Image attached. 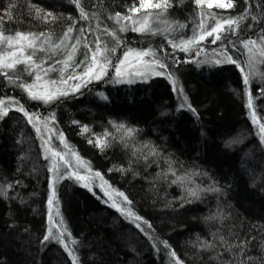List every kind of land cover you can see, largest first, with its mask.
<instances>
[{
  "label": "trees",
  "instance_id": "obj_1",
  "mask_svg": "<svg viewBox=\"0 0 264 264\" xmlns=\"http://www.w3.org/2000/svg\"><path fill=\"white\" fill-rule=\"evenodd\" d=\"M81 4L98 19H80L73 0H0V15L9 9L12 13L11 19L4 16L0 28L8 34L51 35L58 43L72 24V35L81 39L75 53L80 60L87 51L85 40L94 46L101 36L109 46L115 43L101 32L121 26L108 17L131 15L129 10L139 6V0H81ZM35 8L41 10L40 16ZM200 11L194 0H171L164 16L151 22L156 34L132 31L130 21L127 30L117 31L120 45L110 57L114 64L129 49L152 50L167 65L164 75L147 72L146 78L124 81L109 67L102 79L86 84L69 81L81 84L79 90L67 86L66 95L47 104L29 99L17 86L38 83L34 76L23 73L10 83L0 75V99L19 101L29 113L47 119L51 130L46 131L41 120V139L27 118L14 110L0 119V264H72L61 243L44 240L50 227L54 234L67 229L65 243L71 234L76 244L70 247L79 264H174L160 241H167L184 264H219L218 253L231 259L219 236L229 243L255 237L250 254L264 256L260 247L264 242V142L259 132V124H264V78L258 73L245 86L236 64L213 63L222 58L218 54L226 53L244 66L248 56L241 41L264 37V0H234L228 9L205 7V12L216 13L218 18H236L245 11L248 18L235 34L221 33L222 39L215 43L214 37H207L186 45L187 51L172 47L200 34ZM44 13L56 19L47 22L41 18ZM205 23L211 26L213 21L208 18ZM80 28L85 29L83 36ZM36 56L48 59L46 53ZM63 58L57 54L48 60L44 67L55 65L57 71L45 80L60 79L61 65L55 61ZM81 67L67 71L79 74ZM256 67L264 72V64ZM169 75L195 113L182 106L183 96L173 90ZM249 93L252 109L247 107ZM253 113L259 123L253 122ZM128 129L134 130L131 135ZM44 140L62 152L65 161L52 158L42 147ZM97 140L106 146L97 147ZM54 159L58 172L50 171ZM66 161H71L70 167ZM170 165L175 176L169 172ZM73 173L86 179L77 180ZM177 177L182 182L173 183ZM53 187L58 204L50 210ZM209 188L219 191H200L199 199L188 194V189ZM116 201L119 205L113 206ZM118 208L130 209L147 223L135 221ZM61 219L63 225L58 223ZM204 241L216 247L205 249Z\"/></svg>",
  "mask_w": 264,
  "mask_h": 264
},
{
  "label": "snow or ice",
  "instance_id": "obj_2",
  "mask_svg": "<svg viewBox=\"0 0 264 264\" xmlns=\"http://www.w3.org/2000/svg\"><path fill=\"white\" fill-rule=\"evenodd\" d=\"M197 7L201 10L200 15L202 19L200 20L198 27L200 29V34L196 35L194 33L193 37L190 40L181 41L180 45L172 44V47H180L181 50L187 51L186 45H194L198 44L200 41L205 40L207 37H214L212 43H215L217 40H221V33L231 32L235 34L240 27L241 22L248 18V12L245 11L243 14L238 15L236 18H218L216 13L211 11L205 12L204 8L212 9L213 7L217 9H228L234 6V0H194ZM248 3V0H245ZM73 3L76 4L77 8L80 12V19L89 20L90 17L94 19H98V16L95 13H89L85 11L84 6L81 4V0H73ZM171 6V0H139V6H133L129 11L131 15L122 16L119 13H116L115 16H109V19H113L117 24L121 26L117 30H109L107 27L101 30L102 35L107 34L111 37L112 41L115 43L112 46H109L106 42L102 41L101 36H97L93 45H89L87 40L84 41L83 46L87 49L86 52L82 53V59L76 60L75 53L79 51V45L81 44V39L74 37V25L70 24L67 27V30L62 34V37L59 39L58 43H54L52 41L51 35H45L43 33L33 34V33H23V32H15L14 34H8L4 31L3 28H0V75L5 76L9 79L10 83H16V79L13 77L19 78L23 73H27L29 76H34V80L38 83L28 84V83H18L17 86L22 88L28 95L29 99L32 100H40L44 103H51L55 99L59 98V96L66 95L67 89L61 88L60 85H67L71 80H80L82 83L86 84L90 82L92 79H102L105 75H107L108 68L111 67L115 75L117 77H122V67L125 62L128 60L129 56H135L137 60L144 64L145 70L147 72H151L154 75H164L167 71V65L158 57H156L155 52L152 50L148 51H134L129 49L123 55V59H118L117 63H113L111 60V56L114 55L117 51V47L120 45V39L117 35V31L123 32L127 30V23L131 22L132 31L137 32H152V34H156L153 31L151 22L153 20H157L164 16L167 8ZM14 7V5H10V8ZM150 9L158 10L153 13L148 11ZM141 10H144L142 16H137L136 13H140ZM35 12L38 16H40L41 10L39 8H35ZM4 16H7L8 19L12 18L11 10L9 9L4 15H0V25L4 22ZM47 22H52L56 18L52 16L51 13H44L41 16ZM211 18L213 23L211 26L206 25L205 21ZM253 20H256L257 17L253 16ZM125 22V23H122ZM166 23V21H165ZM99 27V26H98ZM83 36L85 31L84 28H80L78 30ZM171 43V41L169 42ZM243 49L246 50L248 59L245 62L244 66L240 63H237L231 56L226 53L218 54L222 58H218L213 63L221 64L223 62L234 63L237 68L240 69L243 77V83L247 86L250 82V79L257 75L258 73L264 78V72H259V69L256 67L257 64H264V37H261L259 41L257 40H245L241 41ZM47 45V47H45ZM198 51H202L199 49ZM37 52L48 54V59H43L36 56ZM57 54H61L64 56L63 59H57L55 64L61 65L59 72L61 73L60 79L57 81L55 79L45 80V77L48 76L50 72L57 71L55 65H50L45 68L44 65L48 63V60L51 59L52 56H56ZM151 56L152 59L148 61H144V57ZM18 65H23V69L18 68ZM82 66V67H81ZM77 67H81V72L79 74L74 71L68 72L67 70L72 68L75 69ZM163 69L164 71H157L156 69ZM67 74L65 75L64 73ZM135 75H145L144 70H137ZM87 78V79H85ZM173 85V90L178 91L184 99V105L187 106L193 113H195V109L192 108L191 104L188 103V98L183 93V89L178 86V82L169 75L167 77ZM73 90H79L81 84H73L71 85ZM264 91V89H262ZM249 98L247 101V107L249 109L253 108V101L251 93L248 94ZM10 110H14L17 112H21L24 117L27 118L28 122L33 125L37 133L41 134V139H43V133L41 131L40 121L43 120V126L46 131H51L47 129L48 120L38 116L35 113H29L19 101L14 99H0V119L7 116ZM253 122L259 123L256 120L255 114L253 113ZM123 127V125H121ZM87 131V129H85ZM128 134L131 135L134 131L133 129H128ZM259 132L261 134V140L264 142V124H259ZM60 141L61 143H65L63 139V134L60 133ZM51 139V137H49ZM96 146L103 148L106 146L101 140H97ZM42 147L46 148V151L50 153L52 158H59V161H65V155L56 151L52 146L49 145V140H44ZM65 147L67 145L65 144ZM71 155L75 156L74 152H71ZM49 156H45V159H48ZM79 160V157H76ZM66 167L71 166V161H66ZM58 164L56 160H53L52 167L50 171L58 172ZM169 172L173 176L176 175L175 171L171 169V165L169 167ZM77 180H85L86 177L83 175H79L78 173H73ZM95 176L99 177L100 173H95ZM183 178L177 177V180H174L173 183L178 181L182 182ZM84 186H88L85 184ZM200 191H219L216 188L209 189H188V194L192 197L199 199ZM119 195L123 196V193H119ZM124 200L127 201V197H124ZM191 202V201H189ZM58 204V200L56 199V190L53 187L52 193L49 197L48 204L50 210L53 204ZM128 203H131L128 201ZM115 206V204L113 205ZM121 211L122 214H126L129 217H132L135 221H141L142 223H147L146 221H142V218L135 215L130 209H117ZM56 215H59L57 210ZM49 220H52V215L50 211ZM60 225H63V220L61 219L58 222ZM137 227H140V223H137ZM151 228V225H148ZM58 234H54L52 231V227L48 229V234L44 236V240L47 241L49 238L57 240L64 246L65 251L72 259V264H79L78 257L75 254V251L70 247V245L76 244L74 239H71V234L68 233L69 242L65 243L64 235L67 232L66 228L58 229ZM141 231H144L141 228ZM151 239V236L149 237ZM215 238V236H214ZM252 238H245L240 240L239 243H229L223 236H219V241L224 248L225 253L231 254V259H223L222 254L218 253L216 259L219 264H264V256H253L250 254L249 247L252 245ZM163 246L169 249V256L171 257L174 264H184V261L181 260L177 253L171 250V246L167 243V241H160ZM155 246V245H154ZM201 246L205 249H214L216 245L211 242H201ZM260 247L264 249V242L260 243Z\"/></svg>",
  "mask_w": 264,
  "mask_h": 264
},
{
  "label": "rangeland",
  "instance_id": "obj_3",
  "mask_svg": "<svg viewBox=\"0 0 264 264\" xmlns=\"http://www.w3.org/2000/svg\"><path fill=\"white\" fill-rule=\"evenodd\" d=\"M121 59H123V57ZM143 59H144V61H148L146 59V57H144ZM138 69L139 70H144L145 71V75H135L134 73ZM146 73H147V71L145 70L144 64L139 62L135 56H129L128 60L125 62L124 66L122 67V77H118V78H120L121 80H124V81H130L132 79L146 78L147 77ZM71 85H73V83L68 82V84L65 85V88H67V86L71 87ZM102 193L106 195V193L104 191ZM114 204L119 205L117 203V201Z\"/></svg>",
  "mask_w": 264,
  "mask_h": 264
}]
</instances>
